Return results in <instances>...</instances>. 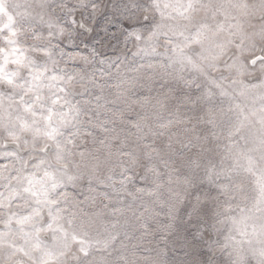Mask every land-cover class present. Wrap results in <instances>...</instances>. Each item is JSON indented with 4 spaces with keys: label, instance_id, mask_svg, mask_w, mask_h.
<instances>
[{
    "label": "rangeland",
    "instance_id": "obj_1",
    "mask_svg": "<svg viewBox=\"0 0 264 264\" xmlns=\"http://www.w3.org/2000/svg\"><path fill=\"white\" fill-rule=\"evenodd\" d=\"M0 264H264V0H0Z\"/></svg>",
    "mask_w": 264,
    "mask_h": 264
}]
</instances>
